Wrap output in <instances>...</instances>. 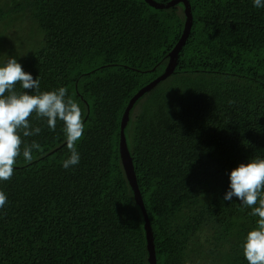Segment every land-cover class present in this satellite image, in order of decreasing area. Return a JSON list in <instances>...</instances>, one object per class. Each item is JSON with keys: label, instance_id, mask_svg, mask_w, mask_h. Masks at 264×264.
<instances>
[{"label": "trees", "instance_id": "obj_1", "mask_svg": "<svg viewBox=\"0 0 264 264\" xmlns=\"http://www.w3.org/2000/svg\"><path fill=\"white\" fill-rule=\"evenodd\" d=\"M188 1L175 68L133 105L126 142L156 264H247L240 242L256 218L222 196L228 171L264 154V8ZM184 22L181 2L0 0V59L16 57L41 90L64 86L85 124L80 163L65 170L61 123L51 131L30 117L41 133L25 143L41 151L30 163L17 158L0 182V264H148L120 122L131 97L164 72Z\"/></svg>", "mask_w": 264, "mask_h": 264}, {"label": "clouds", "instance_id": "obj_2", "mask_svg": "<svg viewBox=\"0 0 264 264\" xmlns=\"http://www.w3.org/2000/svg\"><path fill=\"white\" fill-rule=\"evenodd\" d=\"M251 3L256 9L264 8V0H251ZM33 114L51 131L56 130L58 121L61 123L68 152L61 167L69 170L79 165L77 142L85 131L82 108L64 86L41 90L40 80L23 70L16 57L0 59V182L12 178L17 158L22 156L30 163L34 159L33 151H41L39 143H25L24 139L41 133V127L30 119ZM227 175L228 187L222 199L231 202L236 198L256 218L255 225L240 242L241 253L247 264H264V154L237 163ZM7 203L6 193L0 190V209Z\"/></svg>", "mask_w": 264, "mask_h": 264}, {"label": "water", "instance_id": "obj_3", "mask_svg": "<svg viewBox=\"0 0 264 264\" xmlns=\"http://www.w3.org/2000/svg\"><path fill=\"white\" fill-rule=\"evenodd\" d=\"M149 5L155 8H168L181 2L183 4L184 14H185V22L183 25V30L181 36L173 49L170 51L169 56L170 60L162 74L151 80L149 83L142 86L129 100L122 118L120 122V139H119V155L121 158V162L123 164V168L129 182V186L131 188L132 194L134 196V201L136 203V207L139 210L141 217L144 223V229L146 233V240H147V251H148V264H156L155 260V246H154V237L152 234V229L150 225V221L148 219V215L145 209L144 202L142 200L140 190L138 188L137 179L135 176L132 158L128 150L126 137L124 133L125 125L128 120L129 112L132 109L133 105L148 91H150L156 84L162 81L165 77L171 74L175 68L176 61H177V54L184 43L185 39L188 36L190 31L191 23H192V14L190 3L188 0H169L167 2H158L155 0H145Z\"/></svg>", "mask_w": 264, "mask_h": 264}]
</instances>
